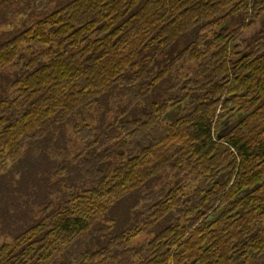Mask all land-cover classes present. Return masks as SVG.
I'll return each mask as SVG.
<instances>
[{"label":"trees","instance_id":"1","mask_svg":"<svg viewBox=\"0 0 264 264\" xmlns=\"http://www.w3.org/2000/svg\"><path fill=\"white\" fill-rule=\"evenodd\" d=\"M18 20L0 264L264 262V0H0Z\"/></svg>","mask_w":264,"mask_h":264},{"label":"rangeland","instance_id":"2","mask_svg":"<svg viewBox=\"0 0 264 264\" xmlns=\"http://www.w3.org/2000/svg\"><path fill=\"white\" fill-rule=\"evenodd\" d=\"M23 21L24 20H18V23H15V24H13L11 26L0 27V36L3 33L9 32V31H13V30L17 31L19 29H22L23 28ZM25 22H27V20H25ZM258 26L259 25H256L255 27H252L250 29L245 30V34H244L243 37L247 38V39L252 37V35L257 31V27ZM186 72H187V70H186V68H184L182 70V72L179 73V74H184ZM13 78H14V69L12 67L11 68H7V69H5V70H3L1 72V75H0V94L10 91L9 81L12 80ZM170 81H171V79L168 80V82L165 83V85L160 86L153 94H151V96L148 99V102L150 100H159V99H163V98L168 97L169 94L166 92V88L168 87V85H170V83H171ZM148 102H146V104ZM79 118H78V120H79ZM81 119L83 120V118H81ZM231 127H232V125H230L229 123L226 126L227 129L228 128L230 129ZM22 166H23V164H22ZM10 167L12 168V173L8 174V176L6 177V178H8V180L11 179L13 177V174H15L18 171V169L20 168L18 166H12V165ZM42 172L44 174L48 175V172L45 169H42L41 172H39L37 167L33 168V170L31 171V173L28 176L26 175V176L23 177V180H25L27 182V181H29V178H31V177H34V178L36 177V178L40 179V178H42L41 177L42 176V174H41ZM17 177L18 176H16V179H17ZM4 185H5L4 181L0 182V196L3 194L2 192L5 191V190H3L4 189ZM25 190L27 191V189H25ZM23 191H24V188H23ZM26 191H25V193H26ZM28 192H29V189H28ZM139 194L140 193H137V196ZM35 199H36V197H35ZM12 222H17L18 223V221H14L13 218H12ZM4 223H6V222H2V220L0 219V246L6 241H8V242L12 241L11 234H9V232H7V231H5L3 229V226L7 227L6 224H4ZM141 239H142V237H141ZM259 264H264L263 260H260Z\"/></svg>","mask_w":264,"mask_h":264},{"label":"flooded vegetation","instance_id":"3","mask_svg":"<svg viewBox=\"0 0 264 264\" xmlns=\"http://www.w3.org/2000/svg\"><path fill=\"white\" fill-rule=\"evenodd\" d=\"M235 116H232V117H228L225 119V123L226 125L229 123L230 125H232V127L235 125ZM229 129V128H228Z\"/></svg>","mask_w":264,"mask_h":264}]
</instances>
